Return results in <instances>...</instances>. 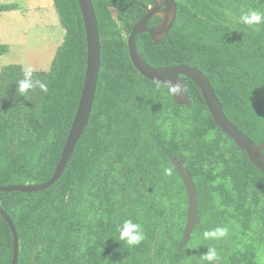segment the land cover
<instances>
[{"label": "trees", "instance_id": "trees-1", "mask_svg": "<svg viewBox=\"0 0 264 264\" xmlns=\"http://www.w3.org/2000/svg\"><path fill=\"white\" fill-rule=\"evenodd\" d=\"M100 67L91 113L60 177L35 192H2L0 206L18 236L17 264H264V174L215 124L192 80L182 77L189 105L133 66L127 35L151 0H91ZM177 12L160 44L147 32L137 49L152 67L187 65L208 79L229 121L254 143L264 140V23L239 22L264 13V0H174ZM64 29L47 85L24 94L20 64L0 69V186L40 184L53 174L84 80L86 39L77 0H52ZM0 4V12L16 10ZM158 20V19H157ZM6 46L0 45V52ZM264 156V147L262 149ZM169 155L191 174L198 224L178 248L186 192ZM170 169V174L165 173ZM125 220L144 240H119ZM226 227L215 239L204 232ZM13 235L0 216V264H11Z\"/></svg>", "mask_w": 264, "mask_h": 264}, {"label": "water", "instance_id": "water-1", "mask_svg": "<svg viewBox=\"0 0 264 264\" xmlns=\"http://www.w3.org/2000/svg\"><path fill=\"white\" fill-rule=\"evenodd\" d=\"M134 1V0H132ZM81 17L83 21L85 39H86V65L84 70V80L79 96L76 111L68 130L62 152L52 176L44 183L40 184H10L0 186L2 192H35L51 186L63 172L70 155L87 126L91 113L93 99L95 96L96 84L100 67V42L97 29V20L94 13L91 0H77ZM161 6H164L160 10ZM145 14L139 18L133 25L130 33L127 35L126 43L129 58L133 66L146 79L154 81L169 88V83L178 84L181 92L178 95H172L174 101L179 105H189L191 100L186 92L185 83L182 77H187L194 82L200 90L202 98L215 124L231 138L235 144L243 149L248 160L264 174V156L262 149L264 140L260 143H254L248 136L234 126L223 112L222 104L218 101L214 90L212 89L207 77L195 67L187 65H175L165 67H152L144 61L140 55L136 36L142 32H148L149 37L155 44H160L171 28L176 17V4L174 0H154L149 6L143 7ZM161 16L160 22L152 28L146 26L147 22L154 16ZM169 159L175 167L179 177L182 180L187 199L186 221L183 234L178 248L180 249L186 243L194 227L198 224L197 215V192L195 190L192 176L188 170L173 156ZM0 216L7 222L13 235V254L11 264H17L18 259V236L10 216L0 206Z\"/></svg>", "mask_w": 264, "mask_h": 264}, {"label": "rangeland", "instance_id": "rangeland-1", "mask_svg": "<svg viewBox=\"0 0 264 264\" xmlns=\"http://www.w3.org/2000/svg\"><path fill=\"white\" fill-rule=\"evenodd\" d=\"M0 4L18 5L16 10L0 12V45L6 46L0 52V69L20 64L48 70L64 36L52 0H0Z\"/></svg>", "mask_w": 264, "mask_h": 264}, {"label": "clouds", "instance_id": "clouds-1", "mask_svg": "<svg viewBox=\"0 0 264 264\" xmlns=\"http://www.w3.org/2000/svg\"><path fill=\"white\" fill-rule=\"evenodd\" d=\"M239 22L252 26L264 23V13L259 11H248L242 14L239 18ZM34 69L31 66H26L23 69V79L18 82V91L20 94L26 93L28 90L33 89L36 86L46 92L47 85L40 81L33 80ZM169 91L172 95H178L181 92V88L178 84L169 83ZM166 174H170V169H165ZM228 234L226 227H216L213 230L205 231L204 237L219 239L225 237ZM144 232L141 225L133 223L131 220H125L119 228V240L124 241L129 246L139 245L144 240ZM203 258L212 264L213 261L218 259L217 252L214 248H209Z\"/></svg>", "mask_w": 264, "mask_h": 264}, {"label": "flooded vegetation", "instance_id": "flooded-vegetation-1", "mask_svg": "<svg viewBox=\"0 0 264 264\" xmlns=\"http://www.w3.org/2000/svg\"><path fill=\"white\" fill-rule=\"evenodd\" d=\"M153 1H154V0H151V2L148 3L147 5H146V4L143 5V4H141V3H139V4H140V6L143 8V7H145V6H149V5H151V4L153 3ZM134 2H135V0H134ZM174 2H175V1H174ZM175 4H176V3H175ZM163 8H164V6H161L160 10L163 9ZM176 8H177V5H176ZM143 10H144V8H143ZM144 14H145V11H144ZM144 14H142L141 17H142ZM141 17H140V18H141ZM160 18H161V16H159V15L152 17V18L147 22L146 26L149 27V28L155 27V26L160 22ZM157 19H158V20H157ZM134 24H135V23H134ZM147 33H148V32H147ZM148 34H149V33H148Z\"/></svg>", "mask_w": 264, "mask_h": 264}]
</instances>
